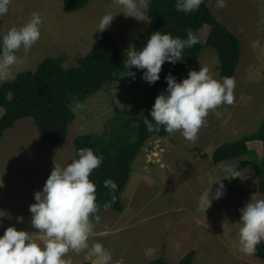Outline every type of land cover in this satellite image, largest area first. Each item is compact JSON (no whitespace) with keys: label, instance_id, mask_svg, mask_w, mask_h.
I'll use <instances>...</instances> for the list:
<instances>
[{"label":"rangeland","instance_id":"374dc122","mask_svg":"<svg viewBox=\"0 0 264 264\" xmlns=\"http://www.w3.org/2000/svg\"><path fill=\"white\" fill-rule=\"evenodd\" d=\"M215 5L216 0H208V7L218 21L234 34H240L242 41L244 39L248 43L250 40H256L257 45L264 46V0H226L224 8H217ZM121 11L123 9L117 6L114 0H89L87 5L78 11L67 10L63 0H12L9 12L0 20L1 36L12 27L22 26L30 19L32 13H38L42 19L40 39L29 52L25 53L21 49L16 53L18 63L13 66V73L34 70L42 59L59 55H64V66H75L76 58L86 54L104 33H110L115 37L122 58H126V52L131 50L133 42L145 35L148 18L146 15V21H137L135 18L125 17L120 13ZM107 13L115 15L111 25L102 33L94 32L99 19ZM208 31L209 26L204 24L197 33L198 40L202 42ZM211 50L213 51L203 45L198 57L190 63L191 66L183 70V74L180 73L177 80L180 82L181 79L187 78L191 70H199L200 67L209 65L211 60L204 65L196 61ZM212 75L216 79V76ZM141 76L142 74H138L135 76L137 82H132L131 76L119 73L116 79L105 83L93 95L79 101L76 119L69 125L65 140L59 144L43 141L33 120L29 117L17 120L11 128L5 130L0 138V181L4 185L0 188V194H4L3 204L7 207L5 216L2 217L5 229L13 226L17 230L37 231L31 227V213L28 210L29 205L35 202L33 194L42 190L55 164L63 167L76 159L73 140L77 135H101L114 126L115 118L124 117L131 112L150 116L151 106L148 111L144 106L148 83L141 79ZM217 79L220 81V76ZM104 88H106L105 93L109 95L108 98L101 92ZM111 88H116V91H112ZM250 90L248 86L239 87L240 93L243 94L249 93ZM253 104L241 99L239 105H234V114L244 109L246 114L251 113ZM153 139L147 141L137 157H142L144 151L147 152ZM249 157L252 160V157ZM253 157L258 158L254 152ZM159 158L158 156L154 163H158ZM145 161L144 165L149 166L146 158ZM149 167L152 169L153 165ZM130 186L129 182L128 187ZM250 193L253 195L252 189ZM257 194L258 199L263 198L259 192ZM188 197H191L190 193ZM159 199L163 200L162 197ZM111 210L104 208L98 213L101 220L96 224L89 238L90 245L99 242L110 250L113 258L111 264H148L150 260L158 257H163L166 264H177L180 260V252L167 250L157 255L156 251L148 247L147 237L150 229L145 225L148 221L146 209L141 212L144 218H138L131 226L114 224V221H117L114 215L116 211ZM17 218H21L20 222ZM219 221V228L224 230L226 220L219 219ZM191 222L188 221L189 224ZM201 228L192 225L191 232ZM104 229H107L106 233H101L100 231ZM220 234L223 235L221 232ZM32 235L33 239L39 242L38 236L35 233ZM202 246L204 248L205 244L202 243ZM82 253L83 256H87L86 252H81L75 258L82 256ZM197 253L199 256L204 254L209 256L196 261L194 258L192 264H233L227 249L197 250L196 255Z\"/></svg>","mask_w":264,"mask_h":264},{"label":"clouds","instance_id":"9594fccd","mask_svg":"<svg viewBox=\"0 0 264 264\" xmlns=\"http://www.w3.org/2000/svg\"><path fill=\"white\" fill-rule=\"evenodd\" d=\"M12 0H0V17L9 12ZM125 17L146 21L145 16L151 0H114ZM204 0H176V11L189 13L197 10ZM217 8L226 7V0H216ZM115 15H103L94 32H104L112 23ZM42 19L38 13H32L30 19L20 27H12L0 36V84L15 80L12 71L18 63L16 53L23 49L29 52L40 39ZM191 29L187 30V39L173 37L170 33L153 32L142 48L127 50L123 65L127 76H135L133 67L142 70L141 79L149 85L160 79L162 65L167 61L175 64L183 58V50L198 43ZM166 89L157 95L149 112V131H160L163 127L168 134L180 132L188 141H195L202 127H206V118L212 113L220 117L221 108H231L234 104V79H214L208 67L199 71L191 70L187 78L177 82L168 73L165 76ZM73 111L79 105L70 106ZM153 124L155 128H153ZM66 166H54L47 177L42 190L34 192V203L29 205L31 227L36 232L17 230L7 227L0 235V264H71L65 257L70 252H86L94 258L96 264H111L112 254L101 243L89 244V238L96 224L101 220L98 215L97 186L89 177L93 170L100 167L104 157L94 154L90 148H82ZM222 174L209 183L199 196L198 210L204 214L211 204L223 195L224 185L221 178L239 177V171L231 166L223 167ZM216 184L214 193L211 185ZM3 182L0 181V188ZM103 187L112 193L111 203L116 202L118 185L112 179H106ZM106 204L105 207H109ZM240 222L236 250L245 255H253L259 244L264 242V198L250 201L239 210ZM5 213L0 211V217ZM21 218H17L20 222ZM35 233L39 242L33 239Z\"/></svg>","mask_w":264,"mask_h":264},{"label":"trees","instance_id":"16d2710c","mask_svg":"<svg viewBox=\"0 0 264 264\" xmlns=\"http://www.w3.org/2000/svg\"><path fill=\"white\" fill-rule=\"evenodd\" d=\"M88 2L89 0H63V5L69 11H78ZM175 4L176 0H151L146 12V33L134 41L131 48H142L147 38L156 31L162 34L170 33L173 37L181 39H187L188 29L197 37L204 24L209 26V31L204 44L198 40L196 45L183 50L181 61L175 64L166 61L162 65L160 79L152 85L148 84L145 89L146 111L152 106L159 89L167 85L166 74L171 73L177 78L198 57L203 45L215 51L221 80H235L237 76L236 69L241 55L240 39L213 16L208 7V0H204L197 10L189 13L176 11ZM124 59L115 37L104 33L86 54L76 58L75 66H64V55H59L42 59L34 70L16 73L15 80L0 84V108H3V114L0 116V138L17 120L29 117L43 141L52 144L63 142L69 125L77 116V108L73 111L70 106L74 107L79 101L93 95L105 83L116 79L119 73L127 74L123 65ZM130 71L134 72L135 76L142 74V70L137 71L135 67ZM128 114L115 118L114 126L101 135L80 134L73 140L76 158L78 150L82 148H90L94 154L104 157L100 167L93 170L89 177L97 186L96 203L99 212L104 208L115 211L123 209L121 194L129 181L132 163L138 153L152 137L170 138V134L166 133L163 127L160 131L148 130L152 117L147 114ZM255 140L262 142L260 158L253 157V152L247 147V142ZM243 155L252 157L258 191L264 198V120L256 132L216 147L212 153V161L219 163ZM106 179H112L118 185L114 204L111 203L112 193L103 187ZM106 204L110 206L105 207ZM254 255L264 261V242L257 246ZM195 256L196 251L191 250L177 264H192ZM82 264L92 263L86 261ZM150 264H166V261L163 257H158Z\"/></svg>","mask_w":264,"mask_h":264},{"label":"crops","instance_id":"0c3cea01","mask_svg":"<svg viewBox=\"0 0 264 264\" xmlns=\"http://www.w3.org/2000/svg\"><path fill=\"white\" fill-rule=\"evenodd\" d=\"M207 34L208 32L205 33L202 43L205 42ZM235 35L240 38L241 55L236 69L237 79L233 92V106L219 109V118L210 113L206 118L207 126L200 129L195 141L186 140L180 132L170 134V138L152 137L160 144V161L153 164L148 163L149 166L153 165L151 169L144 165L146 162L144 154L146 155L147 152L144 151L142 157H136L132 163L129 181L121 195L124 207L121 211H114L117 219L114 224L131 226L138 218H144L141 212L144 209L147 210L148 221L145 225L150 229L147 245L154 252L156 251L157 255L170 250L180 252L181 259L191 250L227 249L233 264H264V261L255 255H245L236 250L238 223L240 222L239 210L250 201L252 196L255 199L259 198L254 163L248 155L219 163L212 161V153L216 147L233 142L245 134L256 132L264 120V46L257 45L256 40L246 43V40L242 41L240 34L235 33ZM208 60L211 62L206 67L217 79L219 76L218 59L214 50L209 51L196 62L204 65L208 63ZM133 78L131 76V81L137 82L133 81ZM243 85L251 88L249 93H240L239 87ZM165 86L159 89L157 95L164 91ZM111 90L115 92L116 88H111ZM101 92L108 98V93H105L106 88ZM241 99H245L248 103H254V107L250 109L251 113L246 114L244 109V111L234 114V105H239ZM2 114L3 108H0V116ZM247 147L251 152L256 153L258 158L261 157V141L247 142ZM225 166L236 168L239 171V177L221 178V183L224 185L223 195L215 200L204 214L198 210V198L202 194V190L222 174L220 170ZM129 182L130 187H128ZM216 188L215 183L211 185L212 193L216 191ZM250 189H252L253 195H251ZM188 193L191 194V197H188ZM4 197V194L1 193L0 211L6 213L7 207L3 204ZM159 197H162L163 200L160 201ZM111 214L109 213V215ZM219 219L226 220L224 230L219 228ZM188 221H192L191 224ZM192 225L202 228L191 232ZM4 230V221L0 217V235H3ZM106 231L107 229H104L100 232L106 233ZM202 243L205 244L204 248ZM76 255L79 254L70 252L65 259H70L71 264H82L86 260L96 264L95 259L88 255L83 256L82 253V256L75 258ZM208 256V254L199 256L197 253L195 261Z\"/></svg>","mask_w":264,"mask_h":264},{"label":"built area","instance_id":"2783aa9c","mask_svg":"<svg viewBox=\"0 0 264 264\" xmlns=\"http://www.w3.org/2000/svg\"><path fill=\"white\" fill-rule=\"evenodd\" d=\"M132 80L137 81V78L134 77ZM151 143L152 145L151 147L147 148V153L145 156L149 164H153L154 162H156V159L159 156L158 150L160 149L158 140H153Z\"/></svg>","mask_w":264,"mask_h":264}]
</instances>
